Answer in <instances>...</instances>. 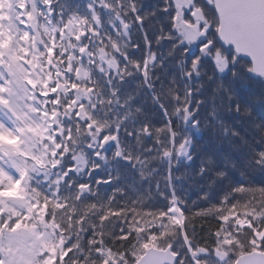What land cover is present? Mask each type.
<instances>
[{
  "label": "snow or ice",
  "instance_id": "obj_1",
  "mask_svg": "<svg viewBox=\"0 0 264 264\" xmlns=\"http://www.w3.org/2000/svg\"><path fill=\"white\" fill-rule=\"evenodd\" d=\"M0 264H264V0H0Z\"/></svg>",
  "mask_w": 264,
  "mask_h": 264
},
{
  "label": "trees",
  "instance_id": "obj_2",
  "mask_svg": "<svg viewBox=\"0 0 264 264\" xmlns=\"http://www.w3.org/2000/svg\"><path fill=\"white\" fill-rule=\"evenodd\" d=\"M190 198L196 200V193L194 191L190 193Z\"/></svg>",
  "mask_w": 264,
  "mask_h": 264
}]
</instances>
